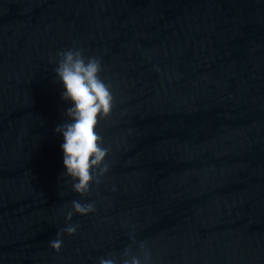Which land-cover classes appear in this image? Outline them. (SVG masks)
<instances>
[{"label": "water", "instance_id": "obj_1", "mask_svg": "<svg viewBox=\"0 0 264 264\" xmlns=\"http://www.w3.org/2000/svg\"><path fill=\"white\" fill-rule=\"evenodd\" d=\"M70 48L113 96L107 171L83 194L54 132ZM145 255L264 264V0H0V264Z\"/></svg>", "mask_w": 264, "mask_h": 264}, {"label": "clouds", "instance_id": "obj_2", "mask_svg": "<svg viewBox=\"0 0 264 264\" xmlns=\"http://www.w3.org/2000/svg\"><path fill=\"white\" fill-rule=\"evenodd\" d=\"M57 56L54 72L62 86L60 98L69 105L64 113L66 120L54 128V132L62 137L59 145L64 168L62 176L71 178L73 191L83 194L89 191L91 182L99 183V177L107 171L103 161L108 149L102 147V138L95 128L98 117L109 114L113 96L109 85L99 76L100 60L97 57H85L78 48L58 52ZM72 210L86 214L94 210V205L74 200ZM72 214L69 211L66 219L70 220ZM76 228V225H68L62 231L72 234ZM59 236L58 232L57 238L50 241V246L57 251L62 244ZM124 256H128L127 250ZM99 264H117V261L100 258ZM119 264H142V261L132 256L122 259ZM143 264H147V255Z\"/></svg>", "mask_w": 264, "mask_h": 264}]
</instances>
